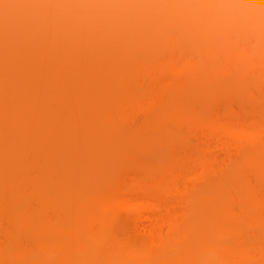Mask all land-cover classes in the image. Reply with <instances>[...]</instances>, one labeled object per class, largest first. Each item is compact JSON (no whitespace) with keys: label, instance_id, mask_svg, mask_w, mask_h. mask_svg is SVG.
<instances>
[{"label":"rangeland","instance_id":"374dc122","mask_svg":"<svg viewBox=\"0 0 264 264\" xmlns=\"http://www.w3.org/2000/svg\"><path fill=\"white\" fill-rule=\"evenodd\" d=\"M182 1L183 0H0V58H2V62L0 64V152L2 153L0 155V190L3 189L2 194H0V206L3 204V207H8L6 203L10 200H13V197L15 195V190L14 192L7 193L4 191V187L9 185V183H23L24 185L27 184L26 186L22 184L25 188H27L25 189L22 187V193L25 192V194L27 195L31 193V195L28 196V198L31 199V202L29 200L28 204L24 203L27 199L26 198L23 201V204H25L23 205L24 208L21 207L24 212L20 211L19 213H17L16 211L18 215L20 213V215H22V213H27V211H29L30 209H36V206L38 205L40 199L38 196H42L41 194H45L47 191L46 194L48 195L51 194V192L55 193V196H51L52 199L53 197L54 199H50V201L52 200L54 202V205L52 204V201V203L50 201V203L47 202L49 205H53V209L49 208L48 206L44 210L49 212V214L45 213V216L44 214H42L45 219L47 216L46 214H48L49 221H47L46 219L47 222L45 225L47 229L55 228L59 230L62 229L63 225L65 227V223L62 221L61 216L62 210H69L71 213L70 216L72 217V220L74 222L81 220L83 218L84 213L80 209V207H77V204H73L72 201L70 204H67V206H65L66 204L64 203L61 206L60 203H62L61 201L63 199L62 196L57 193V191H59L60 186H62L64 183L67 184V190L69 189V193L70 191L75 192V190L78 191L81 189H79V186H81V184L78 182V178L81 177V175L76 171L79 161L78 158L74 157V154L72 152H75V149L79 150V148H82V146H79L80 144H84L83 146L85 147V144L88 142L86 138H89L91 135V132L88 131V129L90 130L91 127L87 128V126L91 124L90 122L102 121L103 126L101 127V129L102 131H104L102 135H106L108 136V138L111 137L113 139L115 137H119L120 139H123V141H125L124 143L126 145L123 144V146H125L123 148V152L125 153V156H127V158L124 159L130 161H126L125 164H122L124 168L121 169L126 168V170L129 172V175L127 174L129 178H127L126 180L131 183H135L136 180L137 186L136 188L131 189V187L127 186L126 184H123L122 178H118V175L121 176L122 173L117 174L115 180H118V185L121 184L124 185L125 188H127V195L131 197L133 193L138 191L139 195H143L146 199H150L164 210H168L173 213H175V211H178L179 208H181L180 193L177 191V189L170 190L168 189L169 187H164V189L162 187L154 186L150 175L148 174V172H145V170L148 168H156L160 170L162 167L166 166V163H168V158H162V156L166 155V153L162 151L164 148L157 149L158 146H156V149L152 148L154 150L151 151L150 148V150H148L145 147V144H143V141H146V134L142 129L139 128L138 123L140 124L142 122L141 119L146 116L145 110L147 109V104L149 102V94L146 89L147 78L142 73L146 71L145 74L148 77V75L153 73L154 71H161L163 73V84H167V82H165L164 80L180 78V75L183 71L182 69L184 63L191 62L194 60L196 61V59L198 60V57L201 54L208 52L206 50H209V48H207L204 43L203 45L201 41H206V37L208 35L204 34L202 36V34L207 29L208 32H210L209 27L212 26V23L213 25L218 24L217 27L221 28L222 32L219 33H228V35L230 36L229 40L226 41L223 45L228 50H230L229 48L233 49L234 47L239 46L243 50L256 51L264 56V52L261 49L255 50L257 45H264V41H259L260 39L264 40V18L260 15L261 13H257L256 16L258 18L257 22L260 23H258V27L251 30H240L238 27L239 21L248 20L249 18L252 19V17L254 16L250 14L247 10L248 3L245 2V0H243L244 4L241 3V6L239 5L240 7L244 6V8H240L236 5H234V7H229L233 6L232 0L229 2H227L228 0H223L221 1V5L219 3L220 1L217 2V0H188L192 4V8H190L191 11L189 13L186 12V15L188 14V16L192 18V20L189 19L191 20L190 25L192 23L193 26L198 25V28L200 26L206 28L205 30H201L202 28H199V30H201L200 32L202 33L197 31L198 36L199 34L201 35L199 36L201 38L200 40L194 39L193 36L196 35V31H194V29L192 31V34H190L189 32L186 34L184 33V35H181L177 38H174L173 36L171 37L170 35H168V33L167 35L166 33L165 35L163 33V35H161V38L159 39V37L157 36V39L163 42L171 43V48L169 49L168 47H166L167 45H163L158 50L151 51L152 49H149L147 43H142L141 41L140 43H136L134 42V40L131 39L130 34H132V32H137L136 35H139L137 39L144 38L142 37V34H145L143 36H146L147 32L145 31L148 30V34H153L152 32H154L155 30L154 27H148L146 24H149L151 20L154 22L156 21L157 24L158 21L165 22L167 19L169 20L170 15H174L176 13L177 8L180 5L179 3H181ZM214 1L217 2V5H220V7H210L209 3ZM257 1L260 2L261 0ZM230 2H232V5L230 4ZM224 5H226V7L228 5V9H226ZM40 9L44 10L43 16L46 19L45 21H42L40 19V17L42 16ZM186 18L188 19V17L185 16V19ZM137 20L138 22H136ZM177 21L183 22L184 20L178 19ZM224 23L227 24V30L224 27ZM144 26L147 27L145 28ZM190 30H192V27H190ZM129 31H131V33ZM157 32L158 31H156L155 33ZM210 33L208 34L210 35ZM219 33H215L214 35H218ZM127 34L129 35V38L125 37ZM190 35H192V37ZM212 35L213 33L211 34V36ZM131 36H134V33ZM198 36L195 38L197 39ZM211 36L210 39L213 38ZM190 37L193 39H190ZM207 38H209V36ZM218 39H221V35H219ZM190 40L193 42H191ZM195 41H200L201 43H196ZM119 42V47L115 46V44ZM259 42L261 44H259ZM228 50H226L225 52H228ZM132 55H136L138 59L133 64L131 71L134 73H137V71L139 70L144 71L139 72L141 73L138 77L139 79L129 75H125L126 77H124V73L122 71L123 74H121V77H123L124 79L120 80L121 77H119L120 71L118 68H123L125 61H127V59L130 58ZM53 56L56 57V60L55 58H53ZM220 56V60H223V54H220ZM35 57L38 59H36ZM50 57L54 59L53 63L56 62L59 66L56 67V75L59 76V78L57 77L58 79H56L55 77L54 79H52V81L47 82L45 80V77H42V70L44 69L41 70V68L37 67H43V62L45 63L47 58H49L47 62L50 63L49 60H51L52 62L53 60ZM13 58L14 61L11 60ZM21 59H25V62L27 64L21 62ZM202 65L203 70L205 69V71H213L217 74H222L229 78L231 77L233 78L232 80H234L236 77L235 71H227L224 66H215L212 64L211 61H205V63H203ZM34 66H36V69L34 68ZM16 67H22L19 69L20 84L18 79L17 81H15V77L13 76L11 77L12 79H7L8 77H10L12 73L11 71L13 69L15 70ZM75 67L77 69H75ZM91 67H95V70H93ZM52 69L54 68H51L50 70ZM66 69L68 70L66 71ZM89 69H92L93 73L88 71ZM253 70H264V62H260L255 65ZM68 71H70L69 74ZM88 72L90 73L91 77L89 74H87ZM71 73L75 75H72ZM5 74H8V76H6ZM256 74L257 73L253 72L250 73L251 77ZM82 75H89V77H86L85 79H80V76ZM4 76L8 81L4 79ZM53 80L55 81L53 82ZM118 80L121 83H117ZM181 85L182 84L177 87L180 88ZM19 86L21 87V92L23 94H27V96L29 94L31 95L28 96L29 98L27 96L24 97V95L22 97V93L19 92L21 95L19 96L18 94L17 96L19 99L15 98L14 102V97H16L14 95L16 93L15 87L20 88ZM210 86H212V84ZM29 87L31 88V93H29ZM98 87L101 88V91L100 89H98ZM143 87L145 88L143 89ZM13 88L14 90H12ZM10 89L15 93H13ZM213 89L216 91L219 88L215 86L213 87ZM196 90L194 88V95H196V93L198 95L199 93V90L195 92ZM262 91L264 93V86L262 87ZM224 94H228L227 91ZM258 95L257 98L259 99ZM263 95H261L262 98H264ZM26 97L27 100H25ZM228 97L224 95V99L217 102L218 109H216L219 111V115L222 118V124L227 125V123L232 124V122L236 124V122H238L239 125L242 124L243 127L249 129L250 132L258 133L260 131L262 132L261 134L264 135V131H262L264 130V106L263 104H261V102H264L263 99L260 98V103H257V99L254 101V98H249L251 101H248L249 99L246 98V101V99H244L243 97H240L239 99H231ZM254 97L256 98L255 95ZM208 98L210 100H208L209 103L211 101L215 102L214 97ZM16 99H18L19 101ZM22 99L24 100L21 101ZM48 101H53L54 104L53 102H50L51 105L48 106ZM137 103L140 106L136 108L135 105ZM260 104L263 108L260 107ZM159 112H161V110H159ZM79 116L83 117V128L81 127L83 135L80 134L78 135V137L79 140H86L87 142L84 141L85 143H82V141L80 142V144H78L76 142L77 140L75 141L72 138L73 136L71 137L72 139L68 138V142H70L71 144L70 149L73 148L74 150L72 149L73 151H71L69 149L70 152L63 150L60 151L63 162L61 165L63 173H61L60 166H58L59 169L57 168V165L59 164L57 162L59 159L56 158L58 157L54 156L55 158H52V156L54 155L53 153H55L56 151L58 152L56 153L57 156H59V149L61 148V144L57 141V132L59 129L55 130V127L57 124L59 125V123L63 125V127H65L64 125L66 123V126L70 128L73 126L72 119L74 120L75 117L77 118ZM123 116H131V118L129 117L131 121L135 120V118H139V120H141L139 121L137 119L139 122L137 120L134 122L132 121L133 127L136 128V131H133L135 133H138L139 131L140 134L138 133L137 135L142 136L140 137L141 139L139 138L140 142H138L139 140L137 139L138 136L136 134V136H133V138H131V129L134 128H131L132 123L130 122L129 118H127V120L126 118H123ZM4 118L7 119L5 120ZM8 118H10V126H7V124L9 125V122H7L9 120ZM163 119L160 121L161 127L168 129L172 126L171 120H169L167 117ZM226 119L232 122H227ZM21 120L22 122L24 120V122L26 121L27 123H22L20 122ZM28 121H31L32 125L31 123L29 124ZM64 121L66 122L64 123ZM53 122L56 125L53 124ZM123 122L127 123L126 126L128 127L131 125L130 128L126 127ZM135 122L138 126H135ZM39 124L40 131H38L39 133L35 132L34 134L33 130H36ZM41 124L43 127L41 126ZM121 126L124 127L126 130L125 134H123L122 137H120L121 133L119 132L121 129H123L121 128ZM190 126L196 127L197 129L199 127V125L194 124ZM202 126L204 127V129L206 127V130H209L207 126ZM41 127L43 129L45 128V130H43L46 131L44 132V136H41L43 134H40V132L42 131ZM119 127L121 129H119ZM28 128H31L33 132L31 133V130H29ZM185 128L187 130V126H185ZM185 128L182 129L183 132L186 133ZM24 129L25 131H23ZM83 129H86L87 132L90 133V135L87 133V135L84 136ZM223 129V127L215 129L217 130L216 133L211 131H209L210 133H208L205 132V130L201 132L205 137H209V139H204L206 144L204 146H206L205 148L207 149V151L205 149V154L207 158L198 157V155H196L198 153L196 152L191 158L193 154L192 152L191 156L189 157L190 159L186 158V161L182 163V170L180 168L179 170L178 167L176 168L177 170H175L179 171L175 172V175L177 176L176 186L180 187L181 190H185V185L189 184L190 186V181L192 180V178L197 175L202 176L200 184H198L200 185L198 186L199 188L193 192V195H190V197L192 198L187 197L185 199V203L190 204V206L187 208H189V213L192 216L191 221L189 220L190 222L188 221L187 225L190 229L194 228L195 226H198L196 232H193L192 235L187 236L188 238L184 240L174 237L171 238L170 242L175 246L171 247L170 250L168 249L169 251L165 250L166 252L162 254H153L150 260V264H158L160 258V260H163V262H166V264H177V261L179 260L178 256L180 255H182V258H184V262L182 264H188L191 261H198L200 254L197 248L199 247L198 245L200 242V238L206 236V238L209 237L208 239L214 242V238L211 232L214 223H224L227 228L230 227L229 229L234 227L233 220L230 217L224 215L223 213H220V211L218 210V203L220 199L225 196L226 192L233 193V195L235 194L232 185L236 183V179L234 178L240 175L235 170H231L229 175H227L225 167L227 166V162L229 160H223L225 157H227L224 156L226 155L225 149L230 150L227 153H237L241 156L244 154L245 160L242 158V161L249 160L252 164L255 163L256 158H258L262 154V152L261 149L258 150L260 151V154L255 149L257 147L259 148L260 145L257 146L255 144L254 148L251 142H248L247 140L241 137H231L226 134ZM129 132L131 133V136H129ZM36 133L38 135L40 134V138ZM30 134L32 135L31 138L34 137V139L28 138L27 140V137L31 136ZM33 135H36V138ZM102 135V141H104V139H106L107 137H104ZM134 137H136V139L138 140H136L138 143H135H140V146H136L135 143H133L135 141ZM130 138L132 140H130ZM128 139L135 145L134 146L130 142L129 147H131L129 149L127 147V143L129 142ZM126 140L128 141L127 143ZM111 141L112 140L109 138L108 141L104 142L109 143ZM168 142L167 144H169ZM26 143H29L28 145H30L31 148V150H29L30 153H27L30 154V156L26 154L25 156L22 152V147H27ZM109 145H111V143H109ZM100 146V148L97 147V150L99 151V149H102L100 154L101 156H103L104 159V154L102 151H105L106 148L103 149V145ZM105 146L107 147V145ZM164 146H166V144H164ZM144 149L147 150L144 151ZM165 149H169V147H165ZM165 151L167 152V150ZM96 152L97 151H95V153ZM137 152L143 153L144 157L143 154L141 156V154H138ZM21 153H23L25 157H23ZM129 153L130 155H132L133 153V155L130 157ZM136 155L138 158H133V156L135 157ZM139 155L141 157H139ZM212 155L213 158L211 157ZM103 159L101 160V162H97V164L100 163L98 168L97 164H95L97 166H93V171L95 170L94 167L98 169L95 171L99 175V178L102 177V172H106L105 169L99 168L103 167V165L104 167L106 165L108 166V164L103 163ZM136 159H139L137 161L138 163L136 162ZM165 159H167V161H164ZM233 159L234 158H232V161ZM55 160H57V162ZM232 161H230L229 163H231ZM216 167H218L217 170H215ZM51 169L52 172L49 173V170ZM121 169L119 171H121ZM59 170L60 172H58ZM74 171H76L78 175L74 174ZM125 171H123V174ZM23 172L26 173L23 174ZM201 172L202 174H200ZM56 173H61V175H58ZM242 173L243 172H241V174ZM248 173V175H245L247 177L246 179L248 181H251L249 183L254 184L256 178L253 176V173L252 175L250 174V172ZM66 175L67 177H65ZM125 175L126 173L124 174V177H126ZM63 177L65 178L63 179ZM106 177L105 181L107 179ZM240 177L241 180L244 179L243 176ZM58 178L64 181L63 182L60 180V182H62V185H60L61 183L59 182ZM80 181L82 183L83 178L82 180L80 179ZM103 181L101 179L98 185L96 183L97 188L93 192L94 196L100 195V191L103 188L102 186H104V184H102ZM37 184L39 186L41 185V187L43 186L46 188H43L44 191L41 188V194L38 193L41 192L40 190H38L37 194L36 192H34L36 194L35 195L34 193L32 194L31 189ZM18 189V194L16 193L17 196L20 195L19 193H21V189ZM26 190L28 191L27 193ZM48 190L50 191V193ZM85 194L87 195L91 193L88 192ZM260 194L264 199V192L260 191ZM27 195H24L23 198H25V196L27 197ZM245 195L243 197H245L244 201L247 202V205L250 203V200L248 201ZM89 196L90 195H88V197ZM243 197L241 196L240 200ZM190 200L194 201L196 204H198L197 202H199L201 203V205L198 206L197 209V207H194L196 204L193 206L194 202H192L191 204ZM238 201L239 199L237 200V203L239 204ZM8 204H10V202H8ZM186 204H184L183 207H185ZM244 205L245 204L243 203V206H240L244 207ZM183 207L181 209H183ZM194 208H196L197 211H195ZM6 209H0V218L3 219L2 221L4 223L3 224L2 221L0 223L1 225H3L0 226L1 238L3 234L8 233L9 231L14 229V226L8 224L6 219H4V217L6 216L4 214H9L11 212H8L9 210ZM239 209L240 208H237V210ZM104 213L105 211L101 210L100 208L99 210H97L98 215L104 216ZM1 214L4 217H1ZM19 219L20 218H17V221H19ZM134 220L135 219L133 213L126 210L122 211L120 214L119 222L116 224V230L119 232V234L122 235L127 233L135 234L133 229ZM42 221L44 222V220ZM184 226H186V223ZM188 226H186L187 229ZM235 226L239 227L238 225ZM93 227L94 231H98L99 221H95ZM242 227H244V225ZM240 230H242L241 227ZM249 233L252 232L248 231V233L246 234ZM33 236L36 235L30 232H26L25 235H22V238L21 240H19L20 242L18 244H20V246L22 247H29L35 251L37 249L36 247H38V244L37 239ZM138 239L139 246H145V244L147 243L145 239H143L142 237H138ZM257 239L258 241H260V239L264 240V237H258ZM222 242L232 243L233 241L231 238L225 237L222 239ZM4 245H7V243H4ZM10 246L11 243H9L6 247L9 248ZM18 246L16 245V248ZM57 254V250H53L49 253L48 257L50 258L51 264H54V261L57 258ZM34 257L37 258L38 255H35ZM2 259L4 261L1 260V264L2 262L3 264L21 263V260L17 259L15 256L13 257L12 255L5 256L4 258L2 257ZM210 263H215L213 258L211 259Z\"/></svg>","mask_w":264,"mask_h":264},{"label":"bare ground","instance_id":"6f19581e","mask_svg":"<svg viewBox=\"0 0 264 264\" xmlns=\"http://www.w3.org/2000/svg\"><path fill=\"white\" fill-rule=\"evenodd\" d=\"M215 1L209 3L210 7L211 6H212V8H214V6L220 7L221 1H223V0H217V2L220 1L219 6L217 5L218 3ZM229 1H231V0H228L227 2H229ZM232 1H233V6H229V7H234V5L239 6L241 3L244 2L243 0H232ZM245 2L248 3V5H247L248 9L247 10L249 11L250 14H252L254 16L252 17V19L249 18L248 20L239 21L238 27L240 30H245V29L251 30V29H254V28L259 26L258 25L259 22H257L258 18L256 17L257 13H261L260 15L264 18V0H261L260 2L257 0H249V1L245 0ZM179 4L180 5L177 8L176 13L174 15H170L169 20L167 19L165 22H159L158 21V24L156 21L154 22L152 20L149 22V24H146L148 22L144 23L148 27H154V29L156 31H158L157 33H155L156 31L153 29L154 30V32H152L153 34H148V31H149L148 30V31H145V32H147L146 36L148 38L146 36H143L145 34H142V37H144V38H142V39L138 38L137 39V37H139L138 34L136 35L137 32H132V34L134 33V36H131L132 34H130L131 39L134 40V42H136V43H140V41L142 43H147L149 46V49L150 50L152 49L151 51H156L159 48H161V46H163V45H167L166 47H168L169 49L171 48V46H170L171 43L163 42V41L159 40L161 38V35H163V33H164V35H165V33H166V35L168 33V35H170L171 37L173 36L174 38H177L181 35H184V33L186 34L189 32L190 34H192L193 33L192 31L194 29V31H196V35L198 36L197 33L200 32L201 30H205L206 28L205 27L203 28L202 26H200L199 28L200 29L202 28V29L199 30V28L197 27L198 25L193 26L192 23H191L192 26L190 25L192 18H190V16H188V14L186 15V12L189 13L191 11V9H190V8H192L191 2L188 0H183ZM223 4H222V6H223ZM227 4H229V3H227ZM230 4L232 5V2H230ZM224 7H226V5H224ZM227 7H228V5H227ZM227 7H226V9H228ZM240 8H244V6H242ZM231 9H233V8H231ZM40 12L42 15L40 17V19L42 21H45L46 19L43 16L44 10L40 9ZM185 16L188 17V19L187 18L185 19ZM178 19H181L184 21L178 22L177 21ZM189 19H191V20H189ZM186 20H188L189 22ZM136 22H138V20ZM226 25L227 24L224 25L225 29L227 27ZM147 26H144V27L146 28ZM217 26H218V24L213 25V23H212V26L209 27V29H210L209 31L211 33L208 32V29H207V30H205L207 32L204 31V33L202 34V36L204 34L209 36V38H207L208 36L206 37V41H204V42L201 41L202 44L204 43L205 46L207 48H209V50H206L209 53L205 52L204 54H201L198 57V60L196 59V61L194 60L191 62L184 63L183 64L184 66L182 69L183 71L180 75V78H178L179 80L177 78H176L177 80L175 78L170 79V80H164L165 82H167V84H163L164 83L162 81L163 73L161 71H158V72L154 71L153 73L149 74L148 77L145 74L146 71H144V70H139V71H137V73L132 72L131 68L133 67V64L135 63V61H137V59H138V57L136 55H132L130 58L127 59V61H125V64L123 63L125 66L124 67L122 65L124 69L122 67L118 68L120 71L119 77H121L122 76L121 74L124 73L123 74L124 77H126L125 75H129V76H132L134 78H138L141 74L139 72L144 71L142 74L145 75L147 78L146 79V81H147L146 89H147L148 94H149V102L147 104V109L145 110L146 116H144L141 119L142 122L140 124L138 123L139 128L142 129L146 134V141H143V144H145V147L148 150L151 149V151L154 150L152 148H155L156 146H158L157 149H160V148L165 149V147H169V149H165V150H167V152L164 149L162 150L163 152L166 153V155L162 156V158L163 157L168 158V163H166V166L162 167L160 170L156 169V168H154V169L148 168L145 170V172H148V174L150 175L152 183L154 186H158V187H162V188H164V187L168 188L169 187L168 189H170V190L177 189V191L180 193V202H181L180 207L181 208L184 206V204H186L185 199L187 197L192 198V197H190V195L191 194L193 195V192L199 188L198 186H200V185H198V184H200L202 176L201 175L195 176L190 181L191 182L190 186H189V184L185 185L184 186L185 190H181L180 187L176 186L177 185V176L175 175V172H179V171H175V170H177L176 169L177 167H178V169L179 168L181 169L182 163H184L186 161V158H189L191 156L192 152H193V154H192L191 158L193 157L195 152L198 153V154H196V155H198V157L207 158V156L205 154L207 149L205 148L206 146H204V145H206L204 139L205 138L209 139V137H205L201 132H203L205 130V132H208V133H210L209 131L216 133L217 130H215V129L223 127L224 128L223 130L225 131V133L231 137L244 138L248 142H251L253 144V147L255 144L257 146L260 145L261 148L260 147L259 148L254 147L257 151L261 149V152H262V154H261L260 151H258V153H260L261 155L258 158H256L254 164H252L249 160L242 161L243 159L245 160L244 154L241 156L240 154H237V153H232V152L227 153L230 150L225 149L226 155H224V156H227V157L224 158V156H223V158H224L223 160H225V159H226L225 161L229 160L227 162V166L225 167L226 168L225 170L227 171V175H229L231 170L237 171L238 174H240V175H238L236 178H234V179H236L235 180L236 183H234L232 185L233 191L235 194L233 195V193H227L226 192L225 196L222 199H220V201L218 203V205H219L218 210L220 211V213H223L224 215L230 217L233 220L234 227L229 229L230 227L227 228V226L224 223H221V222L214 223L212 226V231H211L212 236L214 238V242L210 241L208 239L209 237L208 238H206V236L201 237L199 245H198L199 247L197 248V250L200 254V257L198 258V261H195V262L191 261L188 264H211L210 261L212 258L214 259V262H215L214 264H264V240L260 239V241H258V239H257L258 237L259 238L264 237V199L260 194V191L264 192V135L261 134L262 132H260V131L258 133L250 132L249 129L243 127L242 124L239 125L238 122H236V124H235L232 121L227 120V119H226L227 122H232V124L226 122L227 125H223L222 124L223 122L221 121L222 118L220 117L219 111L217 110L218 109V106H217L218 103L217 102L224 99V95H226L227 97L229 96L228 98H231V99H233V98L239 99L240 97H243L244 99L254 98V101L257 99V101H256L257 103L259 102L260 98L263 99V101H264V98H262V96H261L264 94L262 91V87L264 86V70H253L255 65H257L260 62H264V56L262 54L256 52V51L243 50L239 46L234 47L233 49L229 48L230 50H228L223 45L225 44L226 41L229 40L230 36L228 35V33L227 34L224 32L219 33L222 31H221V28H218ZM190 27H192V30H190ZM226 30H225V32H226ZM129 32L131 33V31H129ZM200 33H202V32H200ZM208 33H210V35ZM212 33H213V35L211 36ZM215 33H219V34L214 35ZM196 35L193 36L194 39L200 40L201 38L199 36H201V35L199 34V36H198L199 39L195 38V37H197ZM219 35H221L220 40L218 39ZM157 36L159 37V39H157L158 38ZM190 36L192 37V35H190ZM210 36L213 38L214 37H216V38L210 39ZM125 37L129 38V35L127 34ZM191 37H190V39H193ZM263 38H264V36H263ZM259 41L263 42L264 40L260 39ZM191 42H193V41H191ZM195 42L197 43L198 41H195ZM260 42H259V44H261ZM119 45H120V42L115 44V46H117V47H119ZM258 49H261L264 52V45H261V46L257 45L255 50H258ZM226 50H228V52H225ZM123 53H124V51H123ZM134 54H136V53H134ZM220 54H223V60H220L221 59ZM50 58L53 60L52 62H51V60H49L51 64L49 62H47L49 59V58H47L45 63L43 62V64H44L43 67H37V68H41V70L44 69V70H42V74H43L42 77H45V80L47 82L52 81V79H54L55 77H56V79L59 78V76L56 75V72H57L56 67H59V66L56 62L53 63L54 62L53 58H55V60H56V57L53 56V58L52 57H50ZM36 59H38V58H36ZM11 60L14 61V58ZM21 60H20L21 62L26 63L25 59H21ZM205 61H211L213 65L218 66V67L222 65L226 68L227 71H235V75H236L235 79L232 80L233 78H231V77L229 78L225 75L217 74L213 71L208 72V71H205V69L203 70L202 64L205 63ZM1 62H2V58H0V64H1ZM52 63H53V65H52ZM36 66H34V68ZM20 68H22V67H16L15 70L13 69L11 71L12 73H11L10 77H8L7 79L10 80V79H12L11 77L13 76V77H15V81H17V79H18L19 84H20V80H19L20 79V74H19ZM51 68H54V69L50 70ZM91 68L93 70H95V67H91ZM68 69H70V68H68ZM68 69H66V71ZM75 69H77V68L75 67ZM92 69H89L88 71L92 72ZM122 71H123V73H122ZM252 72L257 73V74L253 75V77H251L250 73H252ZM69 73H70V71H68V74ZM87 74L90 75L89 72ZM72 75H75V74H72ZM89 75H82V76H80V79H85L86 77H89ZM6 76H8V74ZM90 77H91V75H90ZM4 79L7 80L5 78V76H4ZM121 79H124V78L121 77L120 80ZM55 80H53V82ZM118 82L121 83L119 80L117 81V83ZM180 84H182V85L180 88H178L177 86H180ZM211 84H212V86L214 85L213 87L217 86V88H219V89L215 91L213 89V87L210 86ZM57 86H60V85H57ZM12 87H14V86H12ZM196 87L199 89H197ZM144 88L145 87H143V89ZM194 88H195V90L196 89L199 90L198 95H197V93H196V95L193 94ZM95 89H96V87H95ZM98 89H100V91H101V88L98 87ZM12 90H14V88ZM29 90H30L29 93H31V88ZM60 90H61V88H60ZM197 90L195 92H197ZM225 90L227 91L228 94H224V93H226ZM257 91H259V92H257ZM15 92H13V93H15L14 95L16 96V97L13 96L14 102H15V98H18L17 95L19 94V96H20L21 95L20 93H22L21 87L20 88L15 87ZM258 93L260 96L258 95ZM23 95H24V97L27 96V94L25 95L22 93V97H23ZM29 95H31V94H29ZM254 95L256 96V98L254 97ZM257 95H258L259 99L257 98ZM13 97H12V99H13ZM27 97L25 100H27ZM208 97H214L215 102L211 101L209 103L210 100ZM18 99H16V100H18ZM247 99H246V101H247ZM23 100L24 99H22L21 101H23ZM248 101H251V100L249 99ZM48 102H49L48 106H50L51 105L50 102H53V101H48ZM212 103H213V105H212ZM53 104H54V102H53ZM261 104H263V106H264V102L263 103L261 102ZM261 104H260V107L263 108ZM138 106H140V105L137 103L135 105V107L137 108ZM159 110H161V112H159ZM129 117L131 118V116H128V117L123 116V118H126V119ZM166 117L169 120H171L172 126L175 129H173L172 126L169 128L167 127L168 129L161 127L160 121ZM10 118H8L9 120L7 122H9V125L7 124V126H10ZM82 118H83L82 116H79L77 118L75 117L74 120L72 119L73 126L70 128H68L66 126L67 125L65 123L66 121H64L65 127H63V125H61L60 123H59V125L58 124L56 125L53 122V124L56 125V127H55L56 129L55 128L54 129L60 130V131L58 130V132H57V141L61 144V148L59 149V156H57L56 153H58V152L56 151L55 153H53L54 155L52 154L53 155L52 158L54 156L58 157V158H56V159H59L58 162H57V160H55V161L57 163H59L58 165L56 163L57 168H58V166H60V169H61V165L63 162H62V155H61L60 151L63 150V151L70 152V150L71 151L74 150L73 148H72L73 150L70 149L71 144H70V142H68L69 139L73 138L75 141L77 140L76 142L78 144H80V142H82V141H83L82 143H85L88 141L86 143L87 145L85 144V147L83 146L84 144H80L79 146L80 147L82 146V148H79V150L75 149L74 150L75 152H72L74 154V157L78 158V161H79L78 166L76 168V171H77V173H79L81 175V177L78 178V180H79L78 182L81 184V186H79V189L81 188L82 190L80 189L77 191L74 189L75 192L70 191V193H69V189L67 190V184L64 183L62 185V182H60V180L61 181H63V180L58 178L59 182L61 183V184L60 183L59 184L62 186L59 185L60 188H59V191H57V193H59V195L62 196V199H63L61 201L62 203H60L61 206L63 203L66 204L65 206H67V204H70L72 201L73 204H75V205L77 204V207H80V209L83 211V213H84L83 218L79 221L74 222L72 220V217L70 216L71 215L70 211L69 210H62L61 216H62V221L65 223V227L63 225L64 228L62 227V229H59V230L55 229V228L47 229L45 225H46V222L49 221V218H48L49 212H47L44 209L47 208L48 206H49V208L53 209L54 202L52 200L54 199V197L52 199L51 196L52 195L55 196V193L51 192V194L48 195V194H46L47 193V191H46V193L45 194L43 193L44 194L43 195V194H41L42 190L44 191L43 188H46V187H43V186L41 187V185L39 186L38 184H37L38 185V187H37V185H35L31 189L32 194L34 192H36V194H37L38 190H40L41 192H38V193H40L42 195V196H40L38 194L39 195L38 197L40 199H39L38 205L36 206V209L33 208V210L30 209L31 211L29 210V211H27V213H22V215H20L21 214L20 213L18 215L17 213H19L20 211L21 212L23 211V209H21V207L24 208L23 205H25V204H23V201L27 198L24 203L28 204L29 200L31 202V199L28 198V196L31 195V193H29V195L25 194V192L22 193L23 188H25L24 186H26L27 184L24 185L23 183H18V184L17 183H15V184L9 183V185L4 187V191L7 193H10V192H14V190H15V192H14L15 195L13 197V200L8 201V202H10V204H8V202L7 203L5 202L9 208L3 207V204H2L0 206V209L2 208V210H3V208L4 209L7 208L9 210L8 212L11 211L9 214L4 212L5 213L4 215H6L5 217L2 215L3 214V212H2L1 217L3 216L4 219H6L8 224L14 226V229L9 231L8 233L3 234L2 238L0 237V262H1V260H3L2 257L4 258L5 256L12 255L13 257L15 256L17 259L21 260L20 264H51L50 258L48 257L49 253L52 252L53 250H57L58 254H57L56 260L54 261V264H150V260H151L153 254H160V253L162 254V253L166 252L165 250H168V249L170 250L171 247L175 246L170 242L171 238L174 237V238H179V239L184 240V239L188 238L187 236H190L193 234V232H196L198 226L197 227L195 226L194 228L190 229L189 226L187 225L188 221L189 220L191 221V217H192L189 213V210H188L189 208H187L190 206V204L187 203L185 205V207H183V209L179 208L178 211H175V213H173L171 211L164 210L163 208L158 206L156 203H154L150 199H146L142 195L144 197V199H143V197L138 194V191L133 193L132 196L129 197L127 195V188H125L124 185H121V184L118 185V180H115L117 174H121V173L123 174V171L126 170V168L121 169V168H124L122 164H125V162L127 161V160H125L127 158V156H125V153L123 152L124 151L123 148L125 147V146H123V144H125L124 143L125 141H123V139H120L119 137H115L114 139L109 137L113 142L112 141L109 142V143H111V145H109L108 142H106V143H108V144H106L104 141H108L109 138L106 135H102V133L104 132L101 129V127L103 126L102 121L90 122L91 124H89L90 126L88 125L87 128L91 127V129H90L91 131L88 129V131L91 132V135H90V133L87 132L86 129H83L84 130V136L87 135V133H88L90 135V137H89L90 139L86 138L87 141L86 140H79L78 135L82 134V128H83V126H82V123H83L82 120L83 119ZM130 118H129V120H130ZM4 119L6 120L7 118H4ZM137 119L139 120V118H135V120H132V121L134 122ZM141 120H139V121H141ZM132 121L130 120L131 123H132ZM20 122H22V120ZM23 122H24V120H23ZM24 123H27V122L25 121ZM30 123L32 125L31 121L29 122V124ZM35 123H37V122H35ZM123 123L126 126L127 123H125V122H123ZM135 124H136V122H135ZM193 124L199 125L198 129L196 127L190 126ZM129 125H130V123H129ZM138 125L136 124L135 126H138ZM202 125L207 126V128L209 130H206V127L204 129V127ZM41 126H42V124H41ZM51 126H52V124H51ZM130 126L129 127L126 126V127L130 128ZM185 126H187V130H186ZM53 127H52V129H53ZM124 127L121 126V128H123V129H121L119 127V129H121L119 131L121 133L120 137H122L123 134H125V131H126L125 128L126 127L125 128ZM131 128H134L133 123H132ZM170 128H172V129H170ZM182 128L183 129L185 128L186 133L183 132ZM25 129L23 131H25ZM29 130H31V133L34 131L33 132L34 134H35V132L39 133L38 131H40V124H39L38 128L36 129L37 131L35 129L32 131L31 128ZM43 130H45V128L44 129L42 128V131L40 132V134H43V135H41V136H44V132H46ZM85 130H86V132H85ZM131 130H132L131 131V133H132L131 138H133V136H136L138 133L140 134V132L138 130H137L138 133L137 132L135 133L133 131V130L136 131V128L131 129ZM262 131H264V130H262ZM29 133H30V131H29ZM131 133L129 132V136H131ZM40 134L39 135L37 134L39 136V138H40ZM101 135L104 137L106 136L107 140L104 139V141H102ZM33 136H35V138H36V135H33ZM38 136H37V138H38ZM25 137H27V136H25ZM31 137H32V135L27 137V140H28V138H31ZM86 137H88V136H86ZM140 137H142V136H138L137 139L139 140ZM131 138H130V140H132ZM31 139H34V137ZM134 139H135V141L133 140L134 141L133 143L140 142V140L138 141L136 139V137H134ZM130 140H129V142L126 140V143L128 142L127 143L128 149L131 147V146L129 147L130 142H131ZM143 140H144V138H143ZM33 141H35V140H33ZM165 141H167V142L169 141L168 142L169 144H167V142H165ZM133 143L131 142V144H133ZM136 143H135L136 146L141 145L140 143L139 144H136ZM160 143H162V144H160ZM28 144H27V147H22V149H23L22 152L24 153V155L26 154V155L30 156V154H27L28 152L30 153L29 150H31L30 145H28ZM104 144L107 145V147ZM164 144H166V146H164ZM100 145H103L102 146L103 149L106 148L105 151H102L104 154V159H103V156H101V154H100L102 149L101 150L99 149L100 152L97 150V147H99ZM160 145H162V146H160ZM147 149H144V151ZM205 149H206V151H205ZM77 150H78V152H77ZM95 151H97V152L95 153ZM23 153H21V154L23 155ZM93 153H95V154H93ZM1 154L2 153L0 152V155ZM138 154H141V156H142L143 153H138ZM24 155H23V157L26 156V155L25 156ZM75 155L78 157H76ZM129 155H130V153H129ZM132 155H133V153H132ZM132 155H130V157ZM137 155L135 157L133 156V158H136ZM100 156H101V159H100ZM141 156L139 155V157H141ZM96 157H98V158H96ZM143 157H144V154H143ZM211 157L213 158V155ZM232 158H234L233 161H232ZM102 159H103V163L108 164V166L106 165L104 167V165H103V167L99 168V169H105V171H106V172L101 171L103 174H102V177L99 178V175L95 171L98 169H96L94 167V169H95L94 170L95 172H94L93 166L95 164H97V162H101ZM138 160L136 159V162ZM214 160H216V159H214ZM128 161H130V160H128ZM164 161H167V159H165ZM189 161H187V162H189ZM230 161H232L233 163L232 162L229 163ZM252 161H254V160H252ZM99 164L100 163L97 164L98 166L97 165H95V166H97V168H98ZM100 166H102V165H100ZM120 166H122V167H120ZM250 166H251V168H250ZM182 167H183V165H182ZM119 168L121 169V171H119L120 170ZM58 169H56V170H58ZM217 169H218V167L215 168V170H217ZM28 171H29V169H28ZM54 171H55V169H54ZM76 171H74V174L78 175L76 173ZM99 171H98V173H99ZM247 171L250 172L251 175L253 173V176L256 178V181H254L255 182L254 184L249 183L251 181L250 180L248 181L246 179L247 177L245 175L248 173ZM50 172H52V169L49 170V173ZM58 172H60V170ZM241 172H243V173L241 174ZM24 173H26V172H23V174ZM61 173H63L62 169H61ZM61 173L60 174L56 173V174L61 175ZM72 173H73V171H72ZM125 173H126V175H125L126 177H124ZM104 174H105V176H104ZM106 174H107V177H106ZM122 174H121V176L118 175V178H120V177L122 178V183L131 187V189L136 188V186H137L136 180H135V183H131V182H128V180H126L127 178H129L128 177L129 172L126 170L124 172L123 176H122ZM200 174H202V172ZM222 175H224V174H222ZM240 176H243V177L245 176V177L243 180H241ZM57 177H61V176H57ZM65 177H67V175ZM65 177H63V179ZM105 177L107 178L106 181H105ZM222 177H224V176H222ZM225 177H226V175H225ZM82 178H83V182L81 183L80 179L82 180ZM133 178H135V177H133ZM101 179H102V181L104 180L102 182V184H104V186H102L103 188L100 191L101 192L100 195L94 196L93 192L97 188L96 183L98 185V183L100 182ZM113 179H114V181H113ZM114 182H116V183H114ZM10 184H12V185H10ZM18 188L21 189L20 192L22 193V196H21V193H19L20 195L17 196V194H18L17 189ZM41 188H42V190H41ZM84 188H86V189H84ZM71 190H73V189H71ZM2 192H3V189L0 190V194H2ZM27 192L28 191L26 190V193ZM88 192L91 194L86 195L85 193H88ZM49 193H50V191H49ZM23 194L27 195V197L25 196V198H23V196H24ZM88 195H90V196L88 197ZM244 195L246 196L248 201L250 200V203L247 205H246L247 202L244 201L245 200V197H243ZM241 196L243 198L240 200ZM0 197H1V195H0ZM50 199H52L51 201L53 203L50 201ZM238 199H239V201H238L239 204L237 203ZM247 199H246V201H247ZM44 201H45V204H44ZM49 201L53 205L52 204L49 205L47 203ZM240 201H241V203H240ZM21 202H22V205H21ZM192 202H194V201H191V204H192ZM5 203H4V205H5ZM197 203L198 204H196L194 202L193 206L196 204L194 207H197V209H198V206H200L201 203H199V202H197ZM243 203L245 204L244 207H242ZM240 205H242V206H240ZM50 206H52V207H50ZM99 208L101 210L105 211L104 216L97 214V210H99ZM237 208H240V209L237 210ZM15 209H17V210H15ZM18 209H19V211H18ZM197 209L194 208L195 211H197ZM42 210H43V212H42ZM124 210L129 211V212L133 213V215H134L135 220H134L133 229H134L135 234L127 233V234L122 235V234H119V232L116 230V227H117L116 224L119 222L120 214ZM16 211H17V213H16ZM44 211H46V212H44ZM0 212H1V210H0ZM45 213H48V214H46L47 215L46 216L47 221H46L45 217H43V215H42V214H44V216H45ZM17 218H20L19 221H17ZM2 220L3 219L0 218V223ZM42 220H44V222ZM195 220H196V218H195ZM95 221H99V230L98 231H94V229H93ZM2 223H3V221H2ZM185 223H186V226H188V229L186 226H184ZM235 225H238L239 227H237ZM243 225H244V227H242ZM0 226H3V225L0 224ZM240 227L242 228V230H240ZM44 228H46V229H44ZM5 231H6V228H5ZM248 231L252 232V233L246 234V233H248ZM26 232H28V233L30 232V233L36 235V236H33L34 238L37 239V244H38V247H36L37 249L35 251L29 247H22V246H20V244H18L20 242L19 240H21V238H22V235H25ZM138 237H142L143 239H145V241L147 242L145 244V246L144 245H143V247L139 246ZM225 237L231 238L233 242L232 243L222 242V239ZM4 243H7V245L9 243H11V246L9 248H7L6 247L7 245H4ZM213 243H215V244H213ZM16 245L17 246L19 245V246L16 248ZM35 255H38V257L37 258L34 257ZM160 259L158 261V264H166V262H163V260H160ZM178 259H179L177 261L178 263L182 264L184 262V258H182V255L178 256ZM2 264H3V262H2Z\"/></svg>","mask_w":264,"mask_h":264}]
</instances>
